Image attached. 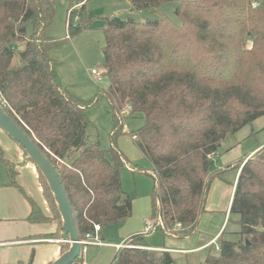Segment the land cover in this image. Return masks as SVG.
Masks as SVG:
<instances>
[{
	"label": "trees",
	"instance_id": "16d2710c",
	"mask_svg": "<svg viewBox=\"0 0 264 264\" xmlns=\"http://www.w3.org/2000/svg\"><path fill=\"white\" fill-rule=\"evenodd\" d=\"M87 1L68 2L67 13L80 4L66 22L69 39L92 25ZM128 2L131 11L154 12L175 3L179 23L163 15L143 23L104 17L106 89L85 102L71 96L53 73L49 53L59 42L46 35L54 16L51 0H0V108L55 168L80 240L94 225L103 230L131 216L132 199L121 185V170L129 163L117 139L127 133L126 120L140 116L143 125L131 137L152 168L144 172L153 181L150 219L162 221L156 232L185 239L205 213L212 181L227 169L211 166L221 142L264 117V0ZM17 44L24 48L14 64ZM102 98L113 124L107 151L89 139L85 113ZM0 163L7 185L30 206L26 221L54 224L52 238L59 239L62 221L44 177L36 169L49 216L17 186L13 165L1 156ZM239 167L229 209L230 216H238V239L220 236L219 251L198 264H264V147ZM129 245L110 264H174L170 253L147 249L141 235ZM67 246H61L62 254ZM81 260L82 252L73 264Z\"/></svg>",
	"mask_w": 264,
	"mask_h": 264
},
{
	"label": "rangeland",
	"instance_id": "374dc122",
	"mask_svg": "<svg viewBox=\"0 0 264 264\" xmlns=\"http://www.w3.org/2000/svg\"><path fill=\"white\" fill-rule=\"evenodd\" d=\"M80 1L72 0V4ZM86 1L82 0V3ZM51 2L54 8V16L51 24L47 27L46 35L51 40L59 42V46L49 53L54 65V75L57 81L71 96L85 102L94 99L99 88L106 89V81L103 75L100 82H93L89 76L92 69L98 70L103 74L104 58L102 49L105 41L102 28L104 27V17L116 16L121 20L132 19L136 22L143 23L146 20L158 19L160 15H163L175 23H179L174 15L175 3L162 5L157 12H154L150 10L131 11L128 0H88L86 3V14L92 19V25L89 29L84 30L73 39H69L66 22L68 20L70 21L71 12L75 8L80 7V4L67 13L69 0H51ZM76 22L77 19H73L72 23L76 24ZM23 48V44L14 46V64H18L19 60L16 54L22 51ZM85 113L90 122L89 128L87 129L89 139L98 141L100 149L107 151L110 146V133L113 124L111 110L106 99H100L95 105L87 108ZM142 125L143 119L140 116L127 119L124 130L127 133L122 134L117 139V146L126 156L129 163L121 170L122 190L133 202L132 215L128 219L131 221L137 220L140 224L143 216L147 221L151 220V195L153 189L152 178L148 174H145L151 171V165L138 150L131 137V133ZM229 147L239 149L241 154L247 153L249 150L257 147H259L258 150L264 147V117L245 126L234 135H228L221 142L216 153L223 154L228 151ZM24 158L26 160L25 163H28L34 169V174L37 176V184L42 194V187L38 181L36 168L30 162H27L26 157ZM222 174L226 177L232 175L228 171ZM42 199L44 202L43 207L45 208L43 212L49 216L51 215L50 206L44 197ZM237 221L238 216H230L228 212L224 226V240L237 241V233L240 230ZM167 240L161 232L151 233L146 237V243L151 246H163ZM216 244L200 254V256L206 257L209 252L215 254V247L218 246V242ZM68 246L67 248L69 249ZM172 257L175 263L177 261L180 263V258L173 255Z\"/></svg>",
	"mask_w": 264,
	"mask_h": 264
},
{
	"label": "crops",
	"instance_id": "0c3cea01",
	"mask_svg": "<svg viewBox=\"0 0 264 264\" xmlns=\"http://www.w3.org/2000/svg\"><path fill=\"white\" fill-rule=\"evenodd\" d=\"M54 73V70H53ZM259 147L247 153L229 147L223 154H215L211 158L213 170L231 172L230 177L224 174L212 181L205 203V213L199 218L197 232L185 239L166 237L168 240L163 246H151L146 243L142 235L147 219L143 216L139 221L126 219L123 223L104 228L99 233L103 245H86L82 248L81 263L110 264L118 250L116 246L129 244L134 236H142L147 249L168 252L177 258L180 263L198 264L204 260L207 249L216 244L218 238L224 235V226L232 202L235 184L240 172L239 164L245 162ZM0 156L13 165L17 173L15 182L29 198L44 211V202L41 190L37 184L34 169L25 163V156L21 148L0 129ZM242 166V165H241ZM9 179L5 168L0 163V264H51L62 255V245L67 244L59 239L52 238L57 233L54 224H32L26 221L30 206L20 191L8 186ZM133 204V202H132ZM45 214V213H44ZM221 214V215H219ZM46 215V214H45ZM132 215V210H131ZM131 217V216H130ZM151 234V233H150Z\"/></svg>",
	"mask_w": 264,
	"mask_h": 264
},
{
	"label": "water",
	"instance_id": "95a60500",
	"mask_svg": "<svg viewBox=\"0 0 264 264\" xmlns=\"http://www.w3.org/2000/svg\"><path fill=\"white\" fill-rule=\"evenodd\" d=\"M0 129L23 149L35 168L44 177L54 198L62 221L61 241L67 243L69 249L51 264H73L80 256L84 245L80 244L81 240L75 228L72 212L55 168L39 152L33 142L3 113L1 108Z\"/></svg>",
	"mask_w": 264,
	"mask_h": 264
},
{
	"label": "built area",
	"instance_id": "2783aa9c",
	"mask_svg": "<svg viewBox=\"0 0 264 264\" xmlns=\"http://www.w3.org/2000/svg\"><path fill=\"white\" fill-rule=\"evenodd\" d=\"M102 73L99 72L98 70L92 69L90 71L89 76L91 77L93 82H100L102 80ZM129 108L127 107L125 109V111L121 114L122 116H124L127 112H128ZM124 130H125V124H124ZM134 138V137H133ZM162 221L160 218H158L156 221H145L144 224V230L142 235H147L150 233H155L157 231L158 227H162ZM180 229V225H176L174 227V230H179ZM101 229L99 227V225H94L92 232L88 233L85 235L84 239L80 241V244H83L84 246L86 245H95V246H101L103 245L99 239V233H100ZM133 246H130L129 244H120L116 246V250H120V249H124V248H131ZM219 248L218 246L215 247V252H218ZM81 264H85V263H81Z\"/></svg>",
	"mask_w": 264,
	"mask_h": 264
}]
</instances>
